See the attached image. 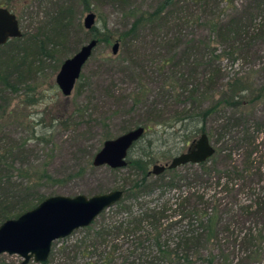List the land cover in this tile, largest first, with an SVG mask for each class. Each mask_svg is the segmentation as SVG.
I'll use <instances>...</instances> for the list:
<instances>
[{"label":"trees","instance_id":"trees-1","mask_svg":"<svg viewBox=\"0 0 264 264\" xmlns=\"http://www.w3.org/2000/svg\"><path fill=\"white\" fill-rule=\"evenodd\" d=\"M111 1L132 19L119 34L123 53L139 40L152 47L144 55L147 69H140L146 75L125 96L128 117L145 132L124 167H106L122 177L121 199L79 228L75 239L54 241L48 259L38 264H259L264 260V0L237 5L159 0L154 9ZM51 2L55 10L48 8L46 17L62 40L75 7ZM76 2L95 12L94 0ZM12 3L0 6L13 12ZM182 24L189 34H183ZM184 36L181 52L165 57L163 47L175 52ZM36 43L45 49L43 40ZM6 76L0 73L2 81ZM201 133L215 147L209 159L150 174L155 163L169 161ZM16 171L0 155V222L45 198L37 183L23 186L13 179Z\"/></svg>","mask_w":264,"mask_h":264},{"label":"rangeland","instance_id":"rangeland-1","mask_svg":"<svg viewBox=\"0 0 264 264\" xmlns=\"http://www.w3.org/2000/svg\"><path fill=\"white\" fill-rule=\"evenodd\" d=\"M51 1L38 5V0H13L11 6L22 36L0 47L1 77L9 74L4 81L0 79V155L19 169L13 179L23 186L37 183L38 192L45 198L76 194L90 197L120 189V173H110L107 166H93L92 157L106 139L135 128L136 118L126 113L129 100L125 96L135 87V81L146 75L140 69H147L148 66L143 67L144 55L152 47L139 40L129 43L123 53L119 34L130 27L132 19L111 0H94L95 32L83 27L87 11L76 0H54L70 1L75 7L71 25L61 40L53 34L46 17L48 8L55 10ZM158 1L128 0V4L154 9ZM234 1L237 5L246 0ZM186 26L182 24L185 35L189 34ZM175 30L167 29L168 37ZM95 35L109 40L97 43L72 92L63 95L55 82L61 63ZM187 39L182 37L175 52L163 47L165 57L178 55ZM39 40L44 41L42 51L36 47ZM116 41L119 46L114 54L112 46ZM131 49H137L136 55L131 54ZM125 65L129 67L123 68ZM133 151V155L138 153V145ZM261 151L264 152V143ZM79 234L77 229L67 237L73 240ZM59 240L57 245L62 241ZM21 261L16 254H0V264ZM27 264L38 263L30 260ZM259 264H264V260Z\"/></svg>","mask_w":264,"mask_h":264},{"label":"water","instance_id":"water-1","mask_svg":"<svg viewBox=\"0 0 264 264\" xmlns=\"http://www.w3.org/2000/svg\"><path fill=\"white\" fill-rule=\"evenodd\" d=\"M95 22L96 14L89 11L83 18V27L91 30ZM21 36L16 14L0 6V47L9 40ZM97 43V39L89 40L61 63L55 82L63 95L68 96L72 92L83 65ZM118 46V41L114 42L112 53L117 52ZM144 132L145 129L138 126L115 138L106 139L93 155L92 165L107 166L111 169L124 167L128 151ZM214 152L215 147L208 135L201 133L184 151L169 161L163 164L155 163L150 169V174L159 175L166 169H174L189 163H202ZM122 194L121 189H114L90 197L84 194L46 197L33 208L0 224V254H16L22 258L20 264H27L30 260L35 263L44 262L50 255L54 241L69 236L79 228L89 226L104 210L118 202Z\"/></svg>","mask_w":264,"mask_h":264}]
</instances>
